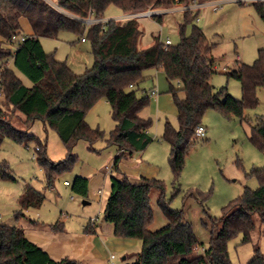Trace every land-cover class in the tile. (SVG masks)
<instances>
[{"label": "trees", "instance_id": "16d2710c", "mask_svg": "<svg viewBox=\"0 0 264 264\" xmlns=\"http://www.w3.org/2000/svg\"><path fill=\"white\" fill-rule=\"evenodd\" d=\"M0 0V145L4 137L19 143L36 139L27 129L35 119L55 129L67 154L59 161L51 160L45 152V143L38 141L37 163L43 171L44 182L52 187L63 172L70 171L78 161L72 154L77 140L89 143L102 136L99 128L85 120L86 111L97 100L104 98L111 106L116 124L110 131V142L117 146L111 170H118L121 158L133 151L143 150L153 137L147 131L152 121L138 112L148 103V95L138 97L136 89L145 78L144 71L161 68L168 82V92L176 107L178 128L168 121L164 124L162 139L170 149L168 163L177 181L195 128L201 124L208 109H216L226 116H237L248 123L250 141L264 150V120L251 123L244 116L246 107L258 104L257 89H264V48L258 49L253 64L237 63L225 72L227 77L240 81L242 98L235 99L225 88L216 89L211 82L215 72L211 42L201 28L194 26L189 34L187 23L193 21L198 10H183V22L178 23L179 42L166 48L159 34L142 46L143 27L137 18L109 19L85 25L83 19L102 17L109 5L117 6L124 14L143 11L156 5L190 3L192 0ZM205 2L209 0H195ZM258 15L264 19V2H253ZM26 18L32 33L22 42L8 46L12 35H21L20 19ZM156 20L160 17L154 16ZM197 19V18H196ZM90 41L94 57L92 67L75 73L64 61L45 52L41 37L56 38L63 30L83 34ZM21 72L31 82L26 86L17 76ZM174 82H177L176 86ZM8 117V118H7ZM13 118L19 122H12ZM19 125V126H18ZM110 170V171H111ZM258 186L244 187L242 194L221 209L219 217L207 216L203 224L209 229L208 245L195 236L191 225L182 220V210L170 207L164 199V182L156 177H143L133 182L110 174V187L103 206V220L113 224L117 237L137 238L141 247L127 264H231L228 241L238 235L240 242H250L251 232L258 223H264V166L253 168ZM0 179L15 180L6 163L0 162ZM159 190L158 204L167 223L151 231L153 218L150 205L152 189ZM71 190L85 199L88 178L75 175ZM45 196L30 184H25L18 197L15 217L23 216L29 208H39ZM95 220H89L85 231L93 233ZM53 228H58L55 224ZM0 264H78L66 256H50L41 246L27 238L22 227L0 223ZM246 264H264V255L253 243V256Z\"/></svg>", "mask_w": 264, "mask_h": 264}, {"label": "rangeland", "instance_id": "374dc122", "mask_svg": "<svg viewBox=\"0 0 264 264\" xmlns=\"http://www.w3.org/2000/svg\"><path fill=\"white\" fill-rule=\"evenodd\" d=\"M48 1L53 4L51 0ZM211 2L213 0L200 8L193 21L186 24L185 32L189 34L193 25L197 26L211 42L215 43L213 49L215 72L210 80L216 89L225 88L232 97L241 99L240 81L235 77H227L225 72L233 68L236 62L245 64L255 62L258 49L264 48V19L258 15L253 2L250 1L216 0L215 4ZM175 4L178 3L169 6L156 5L143 10L159 9L158 14H162L161 26L154 18L157 15L137 17L144 30L142 46L149 45L152 42V35L156 34L162 39L169 38L171 45L179 42L177 24L183 22V10L165 12ZM123 15L117 6L112 4L105 9L102 17L96 19L124 20ZM21 25V35L27 34L25 19L21 20ZM85 25L89 24L85 22ZM40 41L45 52L52 54L57 60L66 62L75 73H83L93 65L94 57L90 41L86 37V28L83 34L63 30L56 38L41 37ZM15 47V44L11 46L12 49ZM16 74L26 86L32 85L21 72L16 71ZM144 74L145 78L139 83L136 95L145 96L151 89H156L158 94L149 95L148 103L138 115L152 121L147 131L153 140L143 150L133 151L130 158L128 154L124 155L117 171L110 169L118 152L117 146L109 141L110 131L116 122L111 114V106L104 98L97 100L86 111L84 117L91 127L101 130L102 136L92 143L83 139L77 140L72 147V154L78 157L77 163L70 171L58 176L52 187L45 185L43 171L36 160L35 147L40 141L42 144L45 143L46 155L51 160L59 161L65 158L67 150L55 129L48 125L44 127L40 119H35L27 132L33 134L36 139L19 143L10 137L3 138L0 145V162L7 164L15 180L0 179V222L25 224L26 220L21 216L15 217L14 212L19 207L18 195L26 183L45 196L42 205L37 209H30L29 213L35 214L38 210V213L40 212L54 225L64 221L71 223L68 217L76 221L78 217L84 216L86 221L92 218L96 219L97 223L105 222L103 206L109 192L110 174L119 178L124 175L139 177L150 174L149 176L164 182L165 201L170 207L182 210V220L190 223L195 236L203 244L197 248V252H201L208 245L210 232L202 220L207 216L219 217L222 207L242 194L244 187L254 189L258 186L255 176L249 173L253 168L264 166V150L259 149L248 138L250 132L248 123L241 121L237 116L228 117L219 110L208 109L201 119V124L206 129L205 135L191 141L182 171L175 181L168 163L170 146L162 139V133L166 121L175 129L178 128L176 107L172 95L168 92V82L163 70L149 68ZM176 84L177 82H174L175 86ZM257 98L256 107L244 109V116L251 123L259 119L264 120L263 88L257 89ZM0 104L9 111L1 94ZM11 121L19 123L17 118ZM80 168L88 172L86 176L89 179L87 195L89 204H83V197L71 190V181L79 173ZM65 180L70 184L65 185ZM98 185L102 187V193L95 197ZM158 197L159 190L152 189L150 205L153 218L149 224L151 231L167 223L158 204ZM258 225L259 223L253 230L257 235L258 229H262ZM121 238L114 237L117 241ZM239 240L238 235L228 241L231 264H246L253 256L254 242L241 243ZM121 241L126 244L123 248H118L114 242L96 244L94 256L91 255L92 263L83 259L84 262L81 264H111L108 259L110 253L115 254L116 264H124L128 258H134V254L140 250L141 241L130 237H123ZM124 255L126 259H122Z\"/></svg>", "mask_w": 264, "mask_h": 264}, {"label": "crops", "instance_id": "0c3cea01", "mask_svg": "<svg viewBox=\"0 0 264 264\" xmlns=\"http://www.w3.org/2000/svg\"><path fill=\"white\" fill-rule=\"evenodd\" d=\"M214 1H216V0H213V2H211V4L217 3ZM209 2H210V0L203 2L204 6L208 5ZM166 10L167 11H165V12L174 11V10H182V9H181L179 4H175L173 7L166 9ZM158 12H159V9H157L156 15H157V17H160V20H157V21L161 25L162 14H158ZM23 19H25L27 22V25H25L26 33L31 34L32 30H31L30 24L26 18L20 19V25H21V20H23ZM21 29H22V25H21ZM128 155L130 158L132 153L128 154ZM81 170H82V168H80L79 173L76 175L87 177L86 175H88V172H84L83 170L82 171ZM88 170H90V169H85V171H88ZM149 175H141V176L153 177V176H149ZM141 176H139V177L127 176V177L131 181L137 182V181H139ZM69 184L70 183L68 182V184H65V185H69ZM88 188H89V179H88ZM21 192H22V190H21ZM21 192H20V194H21ZM98 193H99V196L102 193V187L99 185L97 186V189H96V192L94 193V196L97 197ZM19 195H18V197H19ZM87 195H88V193H87ZM84 200L88 201L87 197ZM17 202H18V198H17ZM86 204H89V202H87ZM30 209H33V208H29V209L25 210L24 215L21 216L26 220L25 224L24 225L20 224L17 226L22 227L27 238L30 239L31 241L35 242L39 246H41L53 258L59 259L61 257L66 256L70 259L77 261L78 264H81L82 262H84L83 259H87L90 263H92L91 255L94 256L96 244H98L100 242H101V244H104L106 242H110V243L114 242L118 248L124 247L125 243L123 241H121V239L123 240V237L118 241L114 239V237H117V236L114 235V227H113L112 223H109L106 221L96 223L95 231L93 233H90V232L85 231V226L89 220H95L96 221V219L89 218L86 221V216H84V217H78L76 221L75 220L72 221L71 217H68L69 218L68 221H71V223H68L67 221H64L60 224L57 223L58 228L56 229V228H53L54 224H52L51 221L46 219V217H43L40 214V212L38 213V210L35 212V214L34 213L32 214V213H29ZM35 209H37V208H35ZM0 223L15 225V224H11L9 222L7 223V222H2V221ZM258 226H259V228L262 227V229H258V232H259V233L257 232L258 235L254 231L251 232V241L258 245L260 251L264 255V223H259ZM48 231H50V232H48ZM118 238H120V237H118ZM240 238H241V236H240ZM122 259H126V256L125 255L122 256ZM133 259H134L133 257L128 258V260H126L124 262V264L132 262ZM89 262H87V263H89Z\"/></svg>", "mask_w": 264, "mask_h": 264}, {"label": "built area", "instance_id": "2783aa9c", "mask_svg": "<svg viewBox=\"0 0 264 264\" xmlns=\"http://www.w3.org/2000/svg\"><path fill=\"white\" fill-rule=\"evenodd\" d=\"M242 1H244V2L245 1L246 2L247 1H250V2H264V0H242ZM178 4L180 5L182 10H193V11L199 10L200 8H202L204 6L203 2H197L195 0H192L190 3H187V4H183V3H178ZM156 14H157V10L148 9L146 11H138V12L126 13L125 15H123L122 19L137 18V17L144 16V15L153 16V15H156ZM83 20L87 24H91V23H94V22L102 21V19L91 18L90 16L85 18V19H83ZM24 39H25L24 35H12L11 38L9 39L8 46H10L11 44L14 45V44H16L18 42H22ZM160 41H161L162 45L165 48L171 44L169 38H165V39L160 38ZM157 94H158V92H157L156 89H151L148 92L147 95L148 96L149 95L157 96ZM205 130H206L205 126H203L202 124L197 125L196 128H195L196 137H203L205 135ZM38 148H39L38 146L35 147L36 150ZM64 183L68 184V181H65ZM108 259H109L111 264H116L114 262V259H115V254L114 253H110L108 255Z\"/></svg>", "mask_w": 264, "mask_h": 264}, {"label": "water", "instance_id": "95a60500", "mask_svg": "<svg viewBox=\"0 0 264 264\" xmlns=\"http://www.w3.org/2000/svg\"><path fill=\"white\" fill-rule=\"evenodd\" d=\"M87 202H89V201H86V200H84V199L82 200V203H83V204H86Z\"/></svg>", "mask_w": 264, "mask_h": 264}]
</instances>
